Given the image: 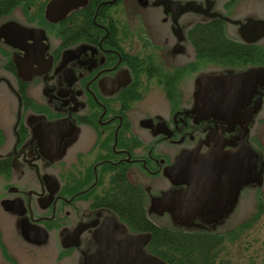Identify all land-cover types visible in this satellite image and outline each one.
<instances>
[{"label":"flooded vegetation","instance_id":"1","mask_svg":"<svg viewBox=\"0 0 264 264\" xmlns=\"http://www.w3.org/2000/svg\"><path fill=\"white\" fill-rule=\"evenodd\" d=\"M171 1L198 9L176 23L160 0H0V264L76 253L87 264L141 234L146 255L173 264L151 249L161 222L194 233L236 200L245 209L247 159L258 176L264 167V34L242 29L264 21V0ZM215 75L254 87L232 120L198 108ZM228 154L239 174L228 205L193 224L190 209L157 206L172 192L215 202L224 165L221 192L232 176Z\"/></svg>","mask_w":264,"mask_h":264},{"label":"water","instance_id":"2","mask_svg":"<svg viewBox=\"0 0 264 264\" xmlns=\"http://www.w3.org/2000/svg\"><path fill=\"white\" fill-rule=\"evenodd\" d=\"M160 1L167 6L168 12H172L173 20L176 23L180 15L198 9V5L194 2L183 4L171 0ZM242 30L243 35L248 39H257L264 34V21H250L243 25ZM207 82L208 85L202 87L198 93V108L202 113H214L224 120L234 119L240 111L247 107L254 93V87L249 81L245 84H238L232 82L229 77L215 75L209 77ZM250 154L252 155L253 153L250 152ZM227 157L230 158V171L232 176L225 192H221V189L225 186V175L228 171V166L224 165V163L217 180L218 182L216 181L215 183V186L219 188L218 193H215L213 196H217L215 202L197 203L199 199L198 192L187 196L188 201H180L178 197L175 198V192H172L166 194L162 199H159L156 202L157 206L168 207L178 213L190 209L188 211L190 218L186 220L188 224H193L195 214L201 212L207 206L216 209L226 206L234 195L239 176L236 160L229 154ZM246 167V181L249 182L257 179L256 163L253 157L247 159ZM78 234H80V231H77L75 234H70L66 242L69 241V245H75ZM148 238L149 235L142 234L126 237L123 240L116 241V248L113 255L111 254V258H104L102 255V251L104 250L100 248L88 258L87 262L88 264H166L161 259L148 256L144 253L143 246ZM72 239H74V242L70 243ZM130 254L131 257H129Z\"/></svg>","mask_w":264,"mask_h":264},{"label":"trees","instance_id":"3","mask_svg":"<svg viewBox=\"0 0 264 264\" xmlns=\"http://www.w3.org/2000/svg\"><path fill=\"white\" fill-rule=\"evenodd\" d=\"M218 48L221 51L222 46L219 45ZM218 48L216 44V49ZM216 52L219 53L217 50ZM261 191V189H253L250 192L253 193L254 198H257L258 192ZM262 217H264V201L259 200L252 218L245 224L230 229L184 233L174 230L173 227L172 229L168 226L157 227L159 229L157 235L153 234L151 249L155 250V245L164 246V250L160 248L162 252L159 251L157 255L173 264H238L230 255V246L239 244L243 231L251 228ZM154 227L156 226L150 222V229L154 230ZM241 245L239 244V247Z\"/></svg>","mask_w":264,"mask_h":264},{"label":"rangeland","instance_id":"4","mask_svg":"<svg viewBox=\"0 0 264 264\" xmlns=\"http://www.w3.org/2000/svg\"><path fill=\"white\" fill-rule=\"evenodd\" d=\"M257 13L261 14V12ZM262 116L263 121L262 124H259L258 126V132L260 135L259 142L263 144L262 148L264 149V111ZM262 172V177L260 176V181L259 183L257 182V184L261 186L262 191L260 193L258 192L257 198H254V196H250L246 199V206H244V210L240 211V207H242V205H234L232 203L229 205V207L219 211L218 213L207 214L208 219L204 220V222H209L210 225H214V228L218 230L230 229L232 227H236L240 224H245L246 222H248L252 218L256 210L257 202L259 200L264 201V167H262ZM249 194L250 193L247 192L246 196H248ZM234 212L236 215L233 217H229L231 216L230 213ZM151 224H153V222H151ZM161 225L162 227L172 226L169 222H161ZM161 225L159 228H161ZM243 232L244 233L239 242V244H242L243 247L242 245L239 247V244L230 246L231 257L236 260L238 264H264V217L258 220L251 228L245 229ZM161 247L162 246L160 245H155V250L153 248L152 249L155 253H159V251H161ZM66 264H81L80 253H76Z\"/></svg>","mask_w":264,"mask_h":264}]
</instances>
